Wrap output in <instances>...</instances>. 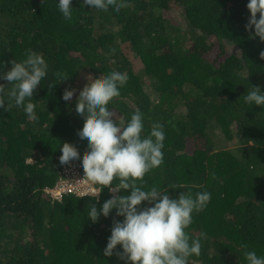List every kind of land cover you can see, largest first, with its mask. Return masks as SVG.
I'll list each match as a JSON object with an SVG mask.
<instances>
[{
    "label": "trees",
    "instance_id": "trees-1",
    "mask_svg": "<svg viewBox=\"0 0 264 264\" xmlns=\"http://www.w3.org/2000/svg\"><path fill=\"white\" fill-rule=\"evenodd\" d=\"M82 3L72 0L66 20L58 0H0V69L10 70L27 49L49 65L32 100L38 121L7 98L0 107V264H128L119 245L104 255L123 217L113 210L95 223L87 218L90 205L112 197L108 188L99 200L61 202L45 191L58 179L65 145L81 161L87 155L77 138L84 128L78 97L114 70L128 76L109 105L117 123L139 108L145 134L154 122L164 125V161L146 174V186L171 198L212 194L187 229L202 245L189 264H246L245 245L264 255V107L243 98L251 86L264 91V42L245 28L248 0H127L118 15ZM68 87L76 94L70 105Z\"/></svg>",
    "mask_w": 264,
    "mask_h": 264
},
{
    "label": "clouds",
    "instance_id": "clouds-1",
    "mask_svg": "<svg viewBox=\"0 0 264 264\" xmlns=\"http://www.w3.org/2000/svg\"><path fill=\"white\" fill-rule=\"evenodd\" d=\"M82 4L97 13L111 10L113 15H118L127 6V0H83ZM246 7L250 12L246 30L264 42V0H248ZM58 9L66 20L72 19V0H58ZM260 56L264 59V51ZM11 63L10 70L0 69V80L10 82V87L0 84V107H4L7 98L22 107L30 121H38L32 100L37 87L49 75V65L42 53L33 49L26 50L24 59ZM127 81L126 72L114 70L91 82L80 93L76 115L84 120V128L77 138L87 144L89 151L81 161L77 151L65 145L60 152V165L80 162L82 180L88 182L94 199L105 187L113 185L114 180L118 185L109 191L130 190V194L113 195L100 208L92 204L87 209V218L93 223L101 215L107 218L113 210L123 217L122 221H114L105 256H112L119 245L120 258L128 264H189L191 257L200 256L202 245L200 239L190 237L187 229L193 222V213L206 208L212 194L207 190L195 196L182 192L178 198H171L168 190L146 186V174L163 164L166 133L162 123L154 122L145 134L144 113L139 108L129 120L117 123L109 105L120 97ZM75 95L68 87L63 99L70 105ZM243 98L248 104L264 107V91L260 86H251ZM142 202L152 206L141 208ZM242 247L246 264H264V255L247 249L246 245Z\"/></svg>",
    "mask_w": 264,
    "mask_h": 264
},
{
    "label": "built area",
    "instance_id": "built-area-1",
    "mask_svg": "<svg viewBox=\"0 0 264 264\" xmlns=\"http://www.w3.org/2000/svg\"><path fill=\"white\" fill-rule=\"evenodd\" d=\"M84 178V172L80 162L72 163L68 166H60L58 179L53 187L45 188L46 193L51 198L52 202H61L66 196H74L77 198L93 197L89 191V184ZM112 185L105 187L111 188ZM103 192V191H102ZM102 192L95 197L97 200L102 195ZM113 195H118V192L109 191Z\"/></svg>",
    "mask_w": 264,
    "mask_h": 264
},
{
    "label": "rangeland",
    "instance_id": "rangeland-1",
    "mask_svg": "<svg viewBox=\"0 0 264 264\" xmlns=\"http://www.w3.org/2000/svg\"><path fill=\"white\" fill-rule=\"evenodd\" d=\"M171 16H172L174 19L177 18L176 16H178V13H177V10H176V9H175V11L173 12V14H171Z\"/></svg>",
    "mask_w": 264,
    "mask_h": 264
}]
</instances>
